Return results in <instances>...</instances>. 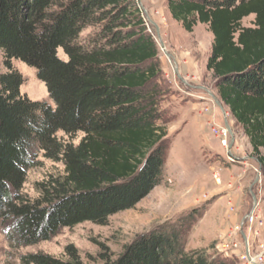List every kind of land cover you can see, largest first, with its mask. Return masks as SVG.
Instances as JSON below:
<instances>
[{
  "label": "trees",
  "instance_id": "obj_1",
  "mask_svg": "<svg viewBox=\"0 0 264 264\" xmlns=\"http://www.w3.org/2000/svg\"><path fill=\"white\" fill-rule=\"evenodd\" d=\"M171 18L192 33L212 34L206 70L264 172V0H167ZM254 16L253 27L242 20ZM95 27L85 38L82 32ZM61 49L66 60H61ZM0 218L9 241L32 246L60 229L105 226L133 209L163 180L168 151L165 112L156 83L158 51L135 0H0ZM20 61L36 70L52 105L20 94ZM83 135L77 145L57 138ZM60 163L63 174L38 183V198L20 195L36 156ZM191 215L142 234L103 264H227L204 250L186 251ZM41 253L21 264H83Z\"/></svg>",
  "mask_w": 264,
  "mask_h": 264
},
{
  "label": "rangeland",
  "instance_id": "obj_2",
  "mask_svg": "<svg viewBox=\"0 0 264 264\" xmlns=\"http://www.w3.org/2000/svg\"><path fill=\"white\" fill-rule=\"evenodd\" d=\"M135 3L157 46L161 69L156 83L168 143L161 184L133 209L110 217L105 226L83 223L63 228L48 241L32 246L12 244L8 238L11 222L0 218V264H21L22 257L37 253L66 260L64 250L69 245L77 249L83 264H103L98 255L104 250L114 260L138 236L188 215L192 221L186 251L204 250L227 264H264V172L228 108L217 105L216 81L206 70L212 34L202 24L192 33L184 31L171 18L167 0ZM253 21L254 16H249L241 25L252 28ZM95 31L89 27L81 38ZM57 55L67 59L61 49ZM11 64L23 79L20 94L52 105L36 70L16 60ZM5 72L0 52V74ZM223 130L229 143L226 150L220 144ZM82 137L81 133L72 138L57 134L73 145ZM36 163L20 191L29 200L38 198V183L63 174L60 163L45 159L41 153ZM249 215L254 216L252 223L245 221Z\"/></svg>",
  "mask_w": 264,
  "mask_h": 264
},
{
  "label": "built area",
  "instance_id": "obj_3",
  "mask_svg": "<svg viewBox=\"0 0 264 264\" xmlns=\"http://www.w3.org/2000/svg\"><path fill=\"white\" fill-rule=\"evenodd\" d=\"M223 133V134H222ZM220 138H221V140H220V144H221V146L223 147V148H225V150L228 148V146H229V143H228V141H227V139H226V132H225V130H223L222 132H221V134H220ZM245 221H249V222H253L254 221V216H252V215H249V216H247L246 217V219H245Z\"/></svg>",
  "mask_w": 264,
  "mask_h": 264
},
{
  "label": "water",
  "instance_id": "obj_4",
  "mask_svg": "<svg viewBox=\"0 0 264 264\" xmlns=\"http://www.w3.org/2000/svg\"><path fill=\"white\" fill-rule=\"evenodd\" d=\"M217 105L220 107V108H222V105H221V103L218 101L217 102Z\"/></svg>",
  "mask_w": 264,
  "mask_h": 264
},
{
  "label": "bare ground",
  "instance_id": "obj_5",
  "mask_svg": "<svg viewBox=\"0 0 264 264\" xmlns=\"http://www.w3.org/2000/svg\"><path fill=\"white\" fill-rule=\"evenodd\" d=\"M216 182H219L218 180H216Z\"/></svg>",
  "mask_w": 264,
  "mask_h": 264
}]
</instances>
